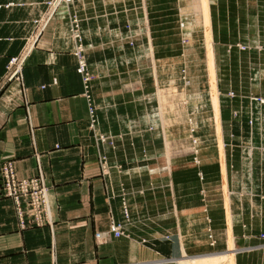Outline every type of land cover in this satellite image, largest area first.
Masks as SVG:
<instances>
[{"label": "crops", "instance_id": "obj_1", "mask_svg": "<svg viewBox=\"0 0 264 264\" xmlns=\"http://www.w3.org/2000/svg\"><path fill=\"white\" fill-rule=\"evenodd\" d=\"M46 1L0 0V165L14 161L21 178L44 175L53 219L52 225L23 228L13 199L3 195L0 182V264H185L188 258L227 252L230 232L237 247L236 264H264L260 238L264 201H259L264 195L258 199L263 211L257 217L244 209V205L249 209L247 203L232 201L231 224L224 204L209 200L210 225L219 239L211 249L203 183L194 166L178 160L171 177L164 173L155 177L146 168L136 170L145 163H136L141 154L137 148L132 151L131 143L110 145L98 139L89 127L65 12L60 11L38 36L29 37ZM102 2L81 0L77 5L92 66L110 56L109 43L121 46L117 40L125 35L121 24L137 17L132 13L127 17L124 10L113 12L114 6ZM212 4L219 89L238 95L225 107L230 112L240 106L248 109L252 94L264 95V10L260 0ZM231 9L236 10L233 16ZM217 27H224L225 37L219 39ZM14 57L22 68L21 82L9 80L8 65ZM120 125L116 119L103 118L97 133L116 136ZM129 166L134 170L129 172ZM205 172L212 188L217 169L206 167ZM125 201L131 216L127 236L100 243L98 232L124 221Z\"/></svg>", "mask_w": 264, "mask_h": 264}, {"label": "rangeland", "instance_id": "obj_2", "mask_svg": "<svg viewBox=\"0 0 264 264\" xmlns=\"http://www.w3.org/2000/svg\"><path fill=\"white\" fill-rule=\"evenodd\" d=\"M50 1L52 0L46 1L44 12L47 11ZM80 1L63 3L52 19L60 11H64L69 30L71 14L78 16L91 71L92 97L97 108L99 124L103 118L116 119L121 123V133L118 135L108 132H99L98 135H103L110 145L124 140L127 144L131 143L132 151L137 148L138 155L141 154L136 158V163H145L144 166H136V170L146 168L148 175L156 177L164 173L171 177L178 160H185L190 167L194 166L203 183L202 197L203 209L207 214L205 221L208 224V245L214 249L219 239L210 225L209 200H217L222 207L224 204L223 209L227 210L229 224L232 201L241 205L247 203L249 209L245 205L243 207L248 210L249 215L257 217L258 213L261 215L263 211L258 199L264 195V107L254 101L249 104L248 109L241 106L231 112L226 109L227 101H232L238 95L231 91L226 94L221 92L214 62L224 143L223 160L216 122L218 120L210 90L208 46L200 0H102L103 5L108 3L114 6L113 12L124 10L127 17L129 13L137 17L136 20L127 18L121 24L125 35L121 36V39L117 38L121 44L120 48L109 43L110 56L103 62L94 63L93 66L89 62L90 46L86 42L83 18L77 6ZM213 1L215 0H210L209 3L210 10L213 7L211 21L215 54L214 44L218 38L213 20ZM138 3L140 6L137 7ZM116 6L120 9H116ZM260 6L264 10V0H260ZM234 11L236 10L231 9V16ZM218 31L222 35H219V39L225 37L224 27H219ZM36 32L35 28L29 37ZM240 48L243 49L242 46ZM252 96L264 97L256 94ZM251 117L254 118L252 123ZM237 136L240 141L236 140ZM227 160L230 163H227ZM231 162H234V165L231 166ZM182 165H185L184 162ZM133 167L129 166V172L134 170ZM206 167L217 169L215 185L212 188L205 172ZM119 168L122 170L123 167L120 165ZM189 176L188 173L183 175L185 178ZM237 208L239 209V205ZM130 219L131 216L126 219L124 215L126 232ZM263 234L264 232H261L260 238L264 241ZM231 236L233 247H230ZM231 236L229 250L225 253L234 250L235 254L237 247L232 234ZM225 253L218 254V257L213 259L208 257L210 255L206 256L207 258L193 257L197 258L195 263L192 258H188L184 263L225 264L222 259ZM198 260L202 263H196Z\"/></svg>", "mask_w": 264, "mask_h": 264}, {"label": "built area", "instance_id": "obj_3", "mask_svg": "<svg viewBox=\"0 0 264 264\" xmlns=\"http://www.w3.org/2000/svg\"><path fill=\"white\" fill-rule=\"evenodd\" d=\"M72 0H52L48 4V9L39 19L34 22L36 24L35 36H38L44 30L54 14L63 3L69 4ZM67 6V5H66ZM69 34L73 42L72 53L77 60V72L81 75L84 85V96L88 104V120L89 127L93 129L100 141H105L103 135H98L97 127L99 125L98 116L96 114V106L92 97L91 87V71L87 61L86 47L84 45V36L80 27V20L75 13L71 14L69 23ZM247 49L246 46H242ZM19 58L14 57L8 65L9 80H23L22 68L19 66ZM16 67L15 70H13ZM234 96V94L232 93ZM251 104L255 101L259 106L264 107V97L250 96ZM251 117L250 123L253 122ZM103 166L106 168V158L103 159ZM0 182L1 191L4 196L13 199L17 213L20 217L23 228L31 226L52 225L53 219L49 210L48 194L49 189L45 182V177L41 173L37 177L21 178L19 177L14 161H5L0 165ZM124 215L126 219L130 218L128 204L123 203ZM124 223L113 222L106 231L98 232L96 237L100 243H106L111 237L120 238L127 236ZM264 235V234H263Z\"/></svg>", "mask_w": 264, "mask_h": 264}, {"label": "bare ground", "instance_id": "obj_4", "mask_svg": "<svg viewBox=\"0 0 264 264\" xmlns=\"http://www.w3.org/2000/svg\"><path fill=\"white\" fill-rule=\"evenodd\" d=\"M210 0H200V3L202 5V12H203V18L204 19V34L206 37V45L207 47V54H208V58H209V72H210V76H209V82L211 85V93H212V98H213V103H214V108L216 111V117H217V128H218V135L220 138V145H221V149L222 150V156H223V160H224V151H223V147H224V143H223V134H222V125H221V116H220V106H219V97H218V87H217V77H216V70H215V60H214V50H213V44H212V21H211V10H210ZM208 61V60H207ZM216 63V62H215ZM225 179V178H224ZM231 236V234H230ZM232 236L230 238V247H233V241H232ZM229 252L231 253H225L223 254L222 259L225 261V264H235V254H234V250H230ZM210 259L216 258L218 257V254L215 255H210L208 256ZM207 258V257H206ZM194 259V260H193ZM197 258H192V262L195 263V260ZM202 260V259H200ZM202 263V261H197L196 263Z\"/></svg>", "mask_w": 264, "mask_h": 264}]
</instances>
